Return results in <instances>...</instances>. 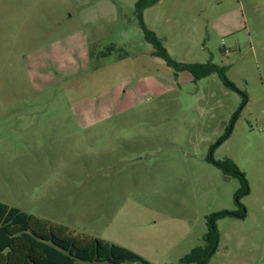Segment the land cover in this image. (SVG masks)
Wrapping results in <instances>:
<instances>
[{
	"label": "rangeland",
	"instance_id": "1",
	"mask_svg": "<svg viewBox=\"0 0 264 264\" xmlns=\"http://www.w3.org/2000/svg\"><path fill=\"white\" fill-rule=\"evenodd\" d=\"M138 1L0 0V203L147 264H186L216 214L243 212L215 219L206 264H264V0L142 14L174 61L226 67L238 92L152 56Z\"/></svg>",
	"mask_w": 264,
	"mask_h": 264
},
{
	"label": "trees",
	"instance_id": "2",
	"mask_svg": "<svg viewBox=\"0 0 264 264\" xmlns=\"http://www.w3.org/2000/svg\"><path fill=\"white\" fill-rule=\"evenodd\" d=\"M157 1L139 0L136 4L137 16L144 34V40L153 49L151 55L162 59L168 67L176 72H189L194 81L216 73L224 87L238 92L233 83L226 77V67H216L209 64H183L174 61L170 57L162 42L154 33L147 30L142 20L143 11ZM245 103L246 99L244 98L240 110ZM238 114L239 112L234 115L233 123ZM230 133L231 130L221 139V142ZM213 150L214 147H211L210 156L207 158L209 163L221 170L224 175L244 179L243 174L239 173L229 160L214 161L212 159ZM229 216L242 218L243 212L240 214L228 212L216 214L208 223L209 230L203 239L205 247L192 250L181 261L186 264H206L216 241L215 219ZM0 264H147V262L126 248L95 238L74 237L69 234L65 227L54 226L17 208L0 203Z\"/></svg>",
	"mask_w": 264,
	"mask_h": 264
},
{
	"label": "crops",
	"instance_id": "3",
	"mask_svg": "<svg viewBox=\"0 0 264 264\" xmlns=\"http://www.w3.org/2000/svg\"><path fill=\"white\" fill-rule=\"evenodd\" d=\"M85 43V42H84ZM88 52V51H87ZM83 55V59L86 61V62H88L89 61V54L88 53H84V54H82ZM102 122V120H97V121H82V125H81V127L82 128H86V127H91L92 125H94V124H98V123H101Z\"/></svg>",
	"mask_w": 264,
	"mask_h": 264
}]
</instances>
